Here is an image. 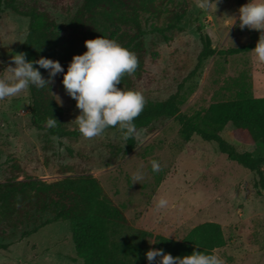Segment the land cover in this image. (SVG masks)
Returning a JSON list of instances; mask_svg holds the SVG:
<instances>
[{
	"label": "rangeland",
	"instance_id": "obj_1",
	"mask_svg": "<svg viewBox=\"0 0 264 264\" xmlns=\"http://www.w3.org/2000/svg\"><path fill=\"white\" fill-rule=\"evenodd\" d=\"M81 1L23 0L21 7L46 9L58 21H66ZM181 6L186 8L183 29L176 30L170 38L163 39L147 26L143 71L129 88L140 90L147 102L166 98L182 83L180 110L187 114L206 108L212 101L235 97L241 80L250 85L252 94L264 95V61H259L251 50L212 54L194 75L189 74L202 47L201 34H208L216 49L258 40L259 30L238 26L237 0H217L216 10L215 5L201 9L198 0H171L165 4L166 8ZM226 15L237 19L233 23V18ZM165 16L166 11L150 21L162 25ZM28 25V16L4 7L0 17V71L6 72L7 66L14 64L11 55L21 51ZM122 29L115 25L113 35ZM56 31L66 34L63 28ZM61 80L54 77L53 92L65 110L64 126L73 131L66 136L58 137L47 130L59 127L57 122L54 126L42 119L33 122L29 87L0 99V180L13 161L19 163L21 175L48 181L90 172L123 208L128 223L122 235L133 237L138 229L149 230L152 235L146 238L145 245L153 248L154 242H150L156 234L180 239L195 224L216 220L226 236V244L215 248L224 264H264V192L259 193L254 186V171L230 159L215 141L203 140L197 134L183 140L172 116L139 128L136 145L130 151H126L119 129L106 128L102 134L84 137L74 121L80 110ZM222 134L255 157H264L262 141L244 140L229 124ZM152 159L160 163L157 172L151 169ZM135 173L141 174L138 181L134 180ZM154 194L157 198L165 196L168 205L156 209ZM18 234L0 237L10 241L7 249H0V264H83L76 257L67 220L46 224L23 238Z\"/></svg>",
	"mask_w": 264,
	"mask_h": 264
},
{
	"label": "trees",
	"instance_id": "obj_2",
	"mask_svg": "<svg viewBox=\"0 0 264 264\" xmlns=\"http://www.w3.org/2000/svg\"><path fill=\"white\" fill-rule=\"evenodd\" d=\"M167 1L171 0H82L68 20L58 21L46 9L31 6L23 10V0H0V17L4 7L28 16V31L21 51L27 54V59H38L40 56L56 59L65 71L73 54L86 50V39L104 35L117 40L138 58L136 70L131 74H123L117 85L129 88L143 71L147 26L163 39L183 29L181 21L186 8H166ZM237 2L242 5L247 0ZM165 11L164 24L150 21ZM115 25L123 29L113 35ZM56 28H63L66 34L60 35ZM201 40L202 47L189 73L191 76L208 56L246 52L257 42L216 49L208 34H201ZM40 71L47 79V70L40 68ZM55 76L62 78V73ZM28 87L33 122L47 120L53 115L59 127L47 130L58 137L71 134L73 131L64 126V107L51 93L53 80L50 86L45 85L43 88L34 85ZM182 87L183 84H179L164 99L147 101L140 114L134 118L137 130L159 118L172 116L179 125L178 132L183 140L188 141L197 134L203 140L215 141L221 152L256 173L254 186L259 193H263L264 157H255L248 149L238 147L226 139L222 131L229 124L244 140L264 143V95L252 94L250 85L241 80L235 97L212 101L206 108L187 114L180 110ZM108 128L118 129L116 126ZM125 141V149L130 151L136 145V136ZM20 170L19 163L13 161L7 167L5 178L0 180V237L12 238L19 232L18 237L23 238L46 224L67 220L70 222L76 257L81 258L83 264H148L145 253L149 248L145 240L152 232L138 229L133 237L122 235V228L128 223L124 210L112 200L95 175L81 172L48 181L34 175H21ZM155 241L153 248H162L172 255H185L194 249L211 252L222 247L226 244V236L219 221L204 220L192 226L180 239L156 234ZM9 244L10 241L0 239V249H7ZM152 264H158V259Z\"/></svg>",
	"mask_w": 264,
	"mask_h": 264
},
{
	"label": "clouds",
	"instance_id": "obj_3",
	"mask_svg": "<svg viewBox=\"0 0 264 264\" xmlns=\"http://www.w3.org/2000/svg\"><path fill=\"white\" fill-rule=\"evenodd\" d=\"M213 5L216 10L217 0H198L201 9L206 10ZM227 17L233 18V23L237 19L235 16ZM238 20L241 29L247 26L259 30V38L251 51L259 61H264V0H247L240 5ZM84 44L86 50L73 54L66 71L56 59L44 56L27 59L25 52H15L10 58L14 64H9L6 72L0 71L4 73L0 74V99L14 96L29 85L36 88L50 86L55 75L62 73L64 90L75 99L76 107L80 110L74 121L84 137L102 134L109 126H116L124 139L136 136L138 130L134 118L143 110L145 96L138 89L117 86L123 74H131L136 70V54L117 40L104 35L86 39ZM40 68L47 70V79L42 76ZM51 93L57 102H61L58 95ZM56 122L53 115L46 120L49 126H54ZM150 164L153 172L160 170V163L156 159H152ZM140 178V173L134 174L135 181ZM153 200L156 209L168 205V199L163 195L157 198L154 194ZM145 256L148 264L157 259L158 264H224L223 258L214 249L211 252L194 249L190 254L172 255L162 248H149Z\"/></svg>",
	"mask_w": 264,
	"mask_h": 264
}]
</instances>
